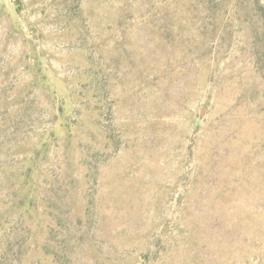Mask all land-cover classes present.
Wrapping results in <instances>:
<instances>
[{
	"label": "rangeland",
	"instance_id": "1",
	"mask_svg": "<svg viewBox=\"0 0 264 264\" xmlns=\"http://www.w3.org/2000/svg\"><path fill=\"white\" fill-rule=\"evenodd\" d=\"M180 1L0 0V264H264V17Z\"/></svg>",
	"mask_w": 264,
	"mask_h": 264
},
{
	"label": "trees",
	"instance_id": "2",
	"mask_svg": "<svg viewBox=\"0 0 264 264\" xmlns=\"http://www.w3.org/2000/svg\"><path fill=\"white\" fill-rule=\"evenodd\" d=\"M181 0L180 2H182ZM260 0H187L186 6L192 9H198L202 11L203 18H195L200 21H217L221 19V16L217 13L223 9H238V10H248L251 9L255 12L261 13L260 16L264 17V10L260 5ZM208 13V14H207ZM224 18V16H223ZM245 18V19H243ZM248 16H239L237 20L244 21L247 20Z\"/></svg>",
	"mask_w": 264,
	"mask_h": 264
}]
</instances>
